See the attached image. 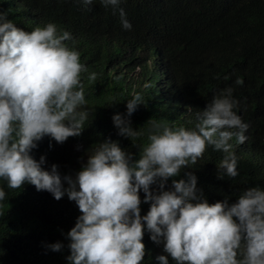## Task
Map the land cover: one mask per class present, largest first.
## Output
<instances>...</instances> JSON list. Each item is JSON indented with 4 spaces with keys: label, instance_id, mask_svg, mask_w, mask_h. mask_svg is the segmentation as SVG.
<instances>
[{
    "label": "clouds",
    "instance_id": "obj_1",
    "mask_svg": "<svg viewBox=\"0 0 264 264\" xmlns=\"http://www.w3.org/2000/svg\"><path fill=\"white\" fill-rule=\"evenodd\" d=\"M83 2L91 5L94 0ZM100 3L116 9L120 0ZM119 14L123 27L130 29L122 8ZM70 38L51 22L25 31L0 12V180L10 189L27 182L56 200L66 194L76 203L80 215L67 233L69 264H141L145 225L153 242L163 240L175 264H264V188L249 186L232 202L225 197L209 203L197 188L195 174L185 171L212 146L223 153L217 178L238 176L230 141L235 137L244 143L249 125L237 114L230 87L206 104L193 128L150 120L148 142L138 158L106 139L92 146L75 176H62L56 164L46 170L41 167L43 156L37 161L30 155L45 136L64 143L81 135L88 121L81 79L87 68L80 53L64 43ZM159 98L161 104L173 102L169 95ZM143 103L135 94L126 101L125 115L112 116L118 135L129 140L142 135L129 117ZM181 172L184 178H177ZM141 190L149 203L143 216ZM5 197L0 188V201ZM49 247L59 251L62 245ZM157 259L168 264L165 255Z\"/></svg>",
    "mask_w": 264,
    "mask_h": 264
},
{
    "label": "trees",
    "instance_id": "obj_2",
    "mask_svg": "<svg viewBox=\"0 0 264 264\" xmlns=\"http://www.w3.org/2000/svg\"><path fill=\"white\" fill-rule=\"evenodd\" d=\"M121 8L130 29L121 23ZM0 12L25 31L55 23L59 32L70 34L64 43L80 53L87 68L81 74L90 113L85 128L64 143L49 136L38 141L30 155L37 161L45 158L42 168L56 164L62 176H75L87 160L84 149L106 139L138 158L148 142L150 120L193 128L206 104L230 87L237 114L249 125L244 143L235 137L230 141L238 176L217 178L223 153L212 146L185 171L195 174L209 203L225 197L232 202L249 186L264 188V0H120L116 9L100 0L91 5L83 0H0ZM92 74L95 80H89ZM135 94L144 103L129 119L142 135L129 140L118 135L112 116L125 115L126 101ZM164 95L173 102L161 104ZM0 188L6 193L0 201V264H69L67 233L80 215L76 203L66 194L56 200L27 182L10 189L0 180ZM139 195L143 216L149 203L142 190ZM150 235L145 225L141 264H161L160 255L175 264L163 240L157 244ZM56 242L62 245L59 251L49 247Z\"/></svg>",
    "mask_w": 264,
    "mask_h": 264
},
{
    "label": "rangeland",
    "instance_id": "obj_3",
    "mask_svg": "<svg viewBox=\"0 0 264 264\" xmlns=\"http://www.w3.org/2000/svg\"><path fill=\"white\" fill-rule=\"evenodd\" d=\"M88 151H89V150H86V149H84V151H83V152H84V153H87Z\"/></svg>",
    "mask_w": 264,
    "mask_h": 264
}]
</instances>
